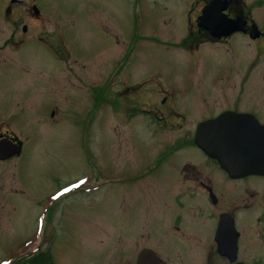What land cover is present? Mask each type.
I'll return each mask as SVG.
<instances>
[{"label": "rangeland", "instance_id": "1", "mask_svg": "<svg viewBox=\"0 0 264 264\" xmlns=\"http://www.w3.org/2000/svg\"><path fill=\"white\" fill-rule=\"evenodd\" d=\"M6 1L0 0V14L2 4ZM21 1L19 11L25 10L34 0ZM240 1L242 9L250 12V16L264 32V0ZM35 2L41 12L50 16V24L45 22L43 26L36 20L32 21L31 33L35 39L24 45L20 56L33 62L34 109L28 115L24 114L25 110L17 109L15 113L18 117H14L15 113L11 116L14 117V122L10 123L12 131L26 139L27 147L23 155L0 159V262L13 264L20 256L34 249H43L46 242H51L48 255L52 264H72L66 259L75 260L72 251V232L75 228L79 229L82 223L84 229L92 222H132L131 218L135 219L137 214L131 205L127 172L142 161L148 163L150 149L159 145V141L165 143L181 133L165 131L161 136L158 127L151 124L147 116L126 118L125 108L133 105L146 108L155 106L165 96H171L172 91L205 90L203 82L207 81V73L202 76L203 81L195 79L200 76L198 66L204 59H200L199 64L194 62L191 67H197L189 68L188 72L180 63L179 52L171 49L175 37L180 38L183 34L180 28L185 21L177 17L188 10L193 18L199 13L202 2ZM46 32L50 34L47 44L57 50L56 54L43 41L37 40L38 36ZM55 33L57 38L53 35ZM59 35L67 41L66 47L72 57L62 55L61 47L58 46L61 43ZM111 35L119 38L113 40L116 45L112 44L117 55L127 42L129 66L126 77L108 83V63L105 54L100 51L108 50L106 38L111 42L108 37ZM6 37L8 34L1 35L0 44L4 43ZM234 42L236 45L241 43V46L235 49L238 59L233 64L241 60L251 61L259 48L262 56L252 73V89L248 91L264 92V50L257 47L256 43L245 45L241 39L212 44L207 50L200 47V57L205 55L204 58L209 60L208 67H213L208 89L217 94L237 86L239 77L236 72H232V78L226 80L222 73L218 74L219 69L215 70L222 57L232 55ZM95 54H98L97 59L89 60ZM16 55L11 48L3 49L1 58L12 59ZM75 57L87 59L75 62ZM60 64L61 67H58ZM212 74L215 76L212 77ZM12 78L7 75L1 80L0 108L5 113L16 104L13 90L8 86ZM161 89L167 93L157 94ZM63 92L66 93V101L64 103V100H60L59 104V93ZM43 98L60 108L61 113H57L54 119L49 118L48 112L44 111L47 102L41 104ZM82 175L97 177L101 182L100 187L97 191H80L71 195V200L61 204L57 213L54 211L56 215L52 210V218L48 221L52 222L48 227L50 240H45L40 225L44 226L42 205L46 196L61 184ZM219 177L223 178L221 174ZM215 183H219L217 177ZM97 229L98 232L88 234L91 239L83 238L78 242L77 249L83 253L79 256H85L86 249L93 247L97 248L98 254H103L102 248L109 235L104 225ZM258 253L257 257L245 258L244 261L248 264H264V249H258ZM106 255L107 252L100 255V259H82L75 264H104L101 260L106 259Z\"/></svg>", "mask_w": 264, "mask_h": 264}, {"label": "flooded vegetation", "instance_id": "2", "mask_svg": "<svg viewBox=\"0 0 264 264\" xmlns=\"http://www.w3.org/2000/svg\"><path fill=\"white\" fill-rule=\"evenodd\" d=\"M200 1L202 6L193 18L191 11L188 10L178 17L176 15L177 19L182 18L185 21L184 26L180 28V33L184 35L182 34L180 38L175 37L171 49L179 52L180 63L188 72L189 68L197 67V65L191 67L194 62L199 64L200 59H204L198 66L200 76L195 79L203 81L202 76L207 73L205 77L207 81L203 82L205 90L172 91L171 96H165L155 106L146 108L133 105L125 108L126 118L147 116L151 124L158 127L161 136L165 131L181 133L165 143L159 141V145L150 149L148 163L142 161L140 165L127 172L131 205L137 217L135 219L132 217V222H92L84 229L82 223L78 226L79 229L75 228L72 232V251L75 260L66 261L75 264L78 260H93L94 257L98 258L107 252V260H101L104 264H248L244 261L245 258L257 257L258 249H264V175L232 177L220 167L216 159L206 154L194 142L195 132L202 123L214 122L221 117H230V121L236 117L239 122H248L249 125H245L248 129L264 127V92L248 91L249 88L252 89L250 85L253 80L252 73L262 56L259 48L256 49L251 61L241 60L233 64L238 59L235 49L240 48L241 43L232 44V55L222 57L215 70L219 69L218 74L222 73L226 80L232 78V72H236L239 77L238 84L235 89L226 88V91L224 89L217 94L214 90L208 89L210 71L213 67H208L209 60L207 57L204 58L205 55L201 57L199 55L201 46L207 50L212 44L229 43L237 39H241L248 46L256 43L257 47L264 50V32L250 16V12L242 9L240 0H228L224 15L232 20L238 18L244 24L241 29L228 35L213 36L210 29L198 26V18L203 7L212 0ZM21 2L7 0L2 4L0 14V38L1 35L8 34L4 43L0 44V87L4 76L13 77L8 86L13 90L14 104L16 103L8 113L1 111L0 108V143L6 145L10 152L15 151L20 143V152L11 158L22 156L27 147L26 139L18 136L10 127L14 117H18L15 112L17 109H23L26 111L24 114L28 115L30 110L34 109L33 62L20 56L24 45L35 39L31 33L32 21L36 20L43 26L45 22L50 24V16L38 9L35 0L25 10L19 11ZM91 13L93 14L92 11ZM53 35L57 38L56 33ZM108 37L112 41L119 39L114 35ZM49 38L50 34L46 32L38 36L37 40L43 41L56 54L57 50L47 44ZM59 39L61 43L58 46L61 47L62 55L72 57L66 47L67 41H64L62 35H59ZM166 39L167 37L164 41ZM108 40L106 38L108 50L101 49L100 52L105 54V61L108 63L106 80L113 83L115 79L127 76L128 44L125 41V48L117 55L116 49L112 46L116 45V42L111 43ZM10 48L17 53L15 58H1L2 50ZM98 54L89 60L97 59ZM84 59L87 58L75 57L74 61ZM58 67H61V64ZM213 76L215 75L212 74ZM231 90L234 91L233 94ZM156 93L165 95L167 91L161 89ZM60 100H64L65 103L66 93H59V104ZM44 102H47L44 111L48 112L49 118L54 119L57 113H61L54 102L45 101L43 98L41 104ZM13 113L15 115L12 118ZM231 126L239 127L228 122L224 126H208L206 129L217 130ZM220 174L223 178L219 177ZM89 177L82 175L65 182L46 196V201L42 205L44 213L42 230L45 240H50L48 227L52 222L48 221L50 217L52 218V210L53 212L56 210L57 213L59 206L71 200V195L77 192L97 191L100 187L101 182L97 177ZM216 177L219 179L218 184L215 183ZM222 215L230 217L233 222H220ZM102 225L107 228L109 235L103 248L101 246L104 249L103 254L102 252L98 254L97 248L93 247L86 249L85 256H79L83 253L77 249L78 242L80 243L83 238L91 239L88 234L98 232L97 228ZM226 240L236 246L234 262H230L228 256L219 250L222 242ZM50 243L46 242L43 248L49 255ZM89 255L90 257H87Z\"/></svg>", "mask_w": 264, "mask_h": 264}, {"label": "water", "instance_id": "3", "mask_svg": "<svg viewBox=\"0 0 264 264\" xmlns=\"http://www.w3.org/2000/svg\"><path fill=\"white\" fill-rule=\"evenodd\" d=\"M228 0H212L206 4L198 18V26L208 28L212 35L220 37L241 29L244 22L240 19H229L224 15ZM255 32L256 27H253ZM214 31V32H213ZM230 117H221L214 122H205L195 132L194 142L210 157L217 160L220 167L232 177H241L252 174L264 175V127L248 129V122L242 123L236 117L232 121ZM233 123L235 127L225 129L208 130V126H224ZM13 146H16L13 144ZM20 152V143L17 149L10 152L6 145L0 143V159L4 160ZM220 222H233L222 215ZM224 225V223H222ZM219 250L228 256L230 262L236 259V246L231 241L222 242Z\"/></svg>", "mask_w": 264, "mask_h": 264}, {"label": "trees", "instance_id": "4", "mask_svg": "<svg viewBox=\"0 0 264 264\" xmlns=\"http://www.w3.org/2000/svg\"><path fill=\"white\" fill-rule=\"evenodd\" d=\"M13 264H52V262L46 252L36 249L21 256Z\"/></svg>", "mask_w": 264, "mask_h": 264}]
</instances>
